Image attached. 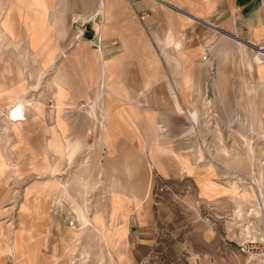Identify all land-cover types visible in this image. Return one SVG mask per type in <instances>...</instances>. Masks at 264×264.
<instances>
[{"label":"crops","instance_id":"obj_1","mask_svg":"<svg viewBox=\"0 0 264 264\" xmlns=\"http://www.w3.org/2000/svg\"><path fill=\"white\" fill-rule=\"evenodd\" d=\"M19 6L33 11L29 15L35 26L20 14ZM14 9L23 27L17 25L12 33L11 17L17 19ZM262 42L264 0H138L133 4L126 0H0V136L16 138L7 134L8 110L20 101L29 102L18 126L24 143L14 152L50 155L47 163L34 170L33 175L40 178L44 176L39 175L41 167L50 173L58 165L59 172L69 149L65 140L78 144L79 154H112L110 160L120 162L125 158L117 155L169 154L167 149L183 152V138L191 136L199 142L204 121L222 123V127L232 122H261L264 129V66L255 64L252 49ZM72 102L100 105L107 114L103 118L99 113L65 115L58 114L59 108L56 112V104L64 108ZM53 135L64 146L62 160H56L57 153L50 148ZM30 138L44 139L39 141L42 149L36 150V142ZM180 161L190 169L185 158ZM138 164L116 168L111 179L106 176L110 167H101L100 173L111 180L108 185L135 187L133 194L142 199L141 189L149 183L150 170L145 163L136 167ZM214 164L217 166L207 164L205 168L218 173L229 169L225 161ZM76 166L69 168L63 161L58 176L52 179L47 174L48 179L31 183L51 180L61 184L64 180L70 184L67 199L54 193L38 200L48 211L38 221V232L58 235L55 258L61 261L71 257L64 253L72 242L65 219L66 208L73 212L75 207L67 203L87 212V206L79 203L104 201L95 193L83 196L87 188L82 191L72 184L73 179H82L89 186L83 175H72ZM139 170L136 177L134 172ZM90 171L97 186L101 176L95 179V170ZM58 201L60 205L55 204ZM96 214L103 217L98 211L92 217ZM261 226L264 233L263 218ZM126 227L127 235L150 232L145 226ZM233 241L225 232L223 243ZM136 243L151 248V243ZM129 245L125 243L127 249H122L123 264L137 261L136 247ZM42 252L43 246L40 254L45 256ZM209 259L214 264L222 260L242 264L238 256L212 254Z\"/></svg>","mask_w":264,"mask_h":264},{"label":"rangeland","instance_id":"obj_2","mask_svg":"<svg viewBox=\"0 0 264 264\" xmlns=\"http://www.w3.org/2000/svg\"><path fill=\"white\" fill-rule=\"evenodd\" d=\"M17 9L21 15L32 20L29 15L33 13L32 10L23 6ZM17 9L12 12L17 14V19L12 21L11 17L10 21L12 33L16 31L17 25L22 26ZM33 24L35 26L34 21ZM90 105H76L72 102L62 108V105L56 104V112L59 108L58 114L62 112L65 115L86 113L93 116L99 113L103 118L107 114L100 105ZM7 123V134L11 132L16 138L0 136V150L7 151L0 153V264H123L126 257L122 249H127V246H124L127 242L130 244L128 247H136L135 264H214V261L209 259L212 254L220 255L221 258L225 255L238 256L242 258V264H253L242 252L241 246L258 234L264 235L263 231L261 232V219H264V140L259 139L264 135L263 123L232 122L225 123L222 127V123L221 126L219 123L204 121L200 124L199 142L191 136L183 138V152L172 153L167 149L169 154L117 155L125 158L120 162L111 161L110 158L115 156L112 154H79L80 146L65 140L69 149L63 161L69 168L77 165L72 175H83L89 182L88 187L82 179H73L72 184L82 191L87 188L83 196L95 193L102 195L104 200L102 203L89 200L79 203L87 206V212L84 211L86 221L83 225L78 223L74 212L66 208L68 214L65 220L68 218L67 225L71 228L72 242L64 249V253L71 256L65 261L55 258L58 235L38 232V221L48 215L45 204L39 203L38 200L47 199L49 195L56 193L51 188L68 189L70 184H65L64 180L61 184L51 180L31 184L35 180L43 181L50 176L52 179L58 176L63 161L60 163L59 172L56 165L50 173L46 168H40L38 171L45 172L40 178L33 175L36 166L47 163L50 155L16 154L15 149L24 141L19 137L20 131L16 134L11 130L9 122ZM158 129L161 130V127ZM191 133L190 129L189 134ZM52 138L61 143L58 137L53 135ZM30 140L36 142V150L42 149L39 141L44 139ZM102 140L108 139L102 137ZM61 148L60 152L55 151L56 160L58 157L59 160L63 158L64 146ZM182 158H185L190 169L182 167ZM214 161L227 162L229 169L218 173L216 169L205 168L209 164L211 167L217 166ZM135 162L139 163L136 167L145 163L144 166L150 170L149 179L146 180L149 183L141 189L142 199L133 194L135 187L126 186L130 188L126 191V187L108 185L111 180L105 179L106 176L111 179L110 176L116 173V168ZM103 166L110 167L106 176L101 175L102 171L100 173ZM91 168L92 172L95 170V179L102 177L97 180V186L91 180ZM52 171L58 173L51 174ZM140 173L141 170L134 172V175L137 177ZM37 177L39 179H36ZM120 177L125 178V174H120ZM117 188L122 193H117ZM242 190L248 192L244 198L239 196ZM116 194L120 212L128 211L125 218L118 212L114 203ZM128 194H131V200L128 199ZM99 205L102 206L101 209ZM131 210L140 214L137 215ZM97 211L103 217L98 214L92 217ZM256 212L260 214L259 217ZM228 214L235 221L238 220V224L235 221L229 222ZM133 224L148 227L150 232L126 234L114 247L109 246L107 239L116 228L124 226L127 231L126 226ZM238 225L240 229H244L245 238L242 236L243 231L237 228ZM225 232H229L230 237L234 239L230 245L223 243ZM136 242L151 243V248L137 247ZM42 246L45 256L40 254ZM221 264H224L223 260Z\"/></svg>","mask_w":264,"mask_h":264},{"label":"bare ground","instance_id":"obj_3","mask_svg":"<svg viewBox=\"0 0 264 264\" xmlns=\"http://www.w3.org/2000/svg\"><path fill=\"white\" fill-rule=\"evenodd\" d=\"M254 59V62L255 64L259 65V66H264V64L260 65L258 64V62L255 60V58L253 57ZM17 98V97H16ZM29 102H18V103H15L14 105H12L11 109L8 110V113H7V120L9 122V126L11 128V130L13 129L16 134L19 133L18 131V126L21 125V121L24 119V113H25V109H26V106H28ZM92 105H95L97 106L96 104H92ZM91 106V105H90ZM90 106L88 107L89 108V112H90ZM189 112V111H188ZM190 118L193 119V121H195V116L194 115H191ZM13 122H12V121ZM192 121V122H193ZM102 126V125H101ZM160 128V127H159ZM259 139L264 140V135H262ZM50 146L52 148L53 151H59L62 149V144L59 143V140L58 139H55V138H52L50 140ZM251 149V148H250ZM60 154V153H58ZM0 167H2L0 165ZM43 169V167H41ZM36 171V170H35ZM57 171H52L51 174H55ZM45 172H41L39 175H44ZM81 182V181H80ZM53 190V192L55 191L56 193L58 192V195H59V199H67V193L69 192L67 188L63 187V188H51ZM50 189V190H51ZM245 190V189H244ZM42 193V192H41ZM248 192L247 191H243L242 190V193L239 195L240 197H243L245 194H247ZM244 198V197H243ZM61 202L58 201L57 202V205H59ZM67 203V202H66ZM114 203H116V208L118 210V212L125 218L126 217V214H127V210H122L123 213L120 212L121 210V207L118 203V197H117V194L115 195L114 197ZM63 204V203H62ZM71 207H75L73 209V212L75 213V218L77 219L78 223L80 225H83L85 223V215H84V212H82L81 210L77 209L76 206H74V203L73 202H70L69 203ZM257 213V212H256ZM113 215L115 213H112ZM257 217L260 216L259 213L256 214ZM97 220V219H96ZM99 222V221H98ZM248 232V231H247ZM104 236V235H103ZM126 236V231H125V228L124 226L122 227H119V228H116L113 232H112V235L107 239V243L109 244L110 247H114L115 243L116 242H120L122 241Z\"/></svg>","mask_w":264,"mask_h":264},{"label":"built area","instance_id":"obj_4","mask_svg":"<svg viewBox=\"0 0 264 264\" xmlns=\"http://www.w3.org/2000/svg\"><path fill=\"white\" fill-rule=\"evenodd\" d=\"M130 4L137 0H126ZM254 58L258 64H264V42L252 46ZM206 59V55L203 60ZM242 252L253 264H264V235L258 234L255 238H250L241 246Z\"/></svg>","mask_w":264,"mask_h":264}]
</instances>
